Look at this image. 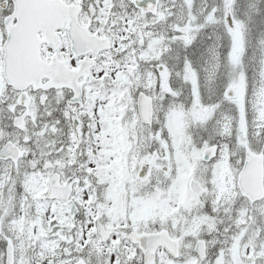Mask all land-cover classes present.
Wrapping results in <instances>:
<instances>
[{"label": "snow or ice", "instance_id": "snow-or-ice-1", "mask_svg": "<svg viewBox=\"0 0 264 264\" xmlns=\"http://www.w3.org/2000/svg\"><path fill=\"white\" fill-rule=\"evenodd\" d=\"M0 264H264V0H0Z\"/></svg>", "mask_w": 264, "mask_h": 264}]
</instances>
